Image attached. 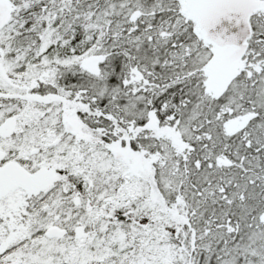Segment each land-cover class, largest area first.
I'll return each instance as SVG.
<instances>
[{"label": "snow or ice", "instance_id": "obj_1", "mask_svg": "<svg viewBox=\"0 0 264 264\" xmlns=\"http://www.w3.org/2000/svg\"><path fill=\"white\" fill-rule=\"evenodd\" d=\"M0 264H264V0H0Z\"/></svg>", "mask_w": 264, "mask_h": 264}]
</instances>
